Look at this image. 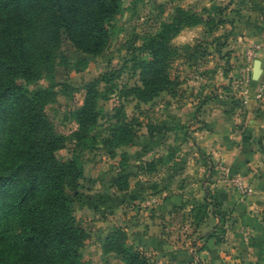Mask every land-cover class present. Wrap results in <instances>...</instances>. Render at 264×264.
I'll list each match as a JSON object with an SVG mask.
<instances>
[{
  "label": "trees",
  "instance_id": "trees-1",
  "mask_svg": "<svg viewBox=\"0 0 264 264\" xmlns=\"http://www.w3.org/2000/svg\"><path fill=\"white\" fill-rule=\"evenodd\" d=\"M120 1L0 0V264H86L79 248L87 235L73 213L79 181L84 178L82 165L76 155L62 160L56 152L67 139L77 148L84 146L87 138L91 145L98 143L107 150L131 145L141 121L137 117L126 119L121 105L113 107L115 119L106 135L97 138L89 134L96 122V101L116 89L114 80L126 63L137 82L118 89L119 98L146 103L161 92L175 96L169 68L191 47L175 45L172 38L183 28L199 24L213 34L218 25L227 23L224 13L229 0H207L209 6L201 9L204 17L190 8L171 5L168 20H159L156 29L137 36L138 43L131 47L123 66L108 69L83 85L80 105L70 110L76 128L68 136L58 133L44 112V106L54 97L52 86L28 91L23 83L34 84L56 67L71 65L75 71L81 70L83 63L70 64L61 49L63 41L81 56L100 55L108 44V24L118 13ZM226 36L212 35L208 42L215 53L225 57L228 53L221 49ZM143 53L146 57L141 56ZM173 126L182 125L173 121ZM160 127H165L164 121ZM152 166L146 163V172ZM128 176L127 172L118 173L110 179V186L125 191ZM203 191L202 200L191 210L194 223L207 214L221 223V200L216 193H208L205 186ZM209 236L219 240L216 233ZM100 250L113 254L123 264H150L143 251L127 244L120 226L104 234Z\"/></svg>",
  "mask_w": 264,
  "mask_h": 264
},
{
  "label": "rangeland",
  "instance_id": "rangeland-1",
  "mask_svg": "<svg viewBox=\"0 0 264 264\" xmlns=\"http://www.w3.org/2000/svg\"><path fill=\"white\" fill-rule=\"evenodd\" d=\"M223 1L225 0H215L217 3ZM175 4L195 10L203 17L205 13L201 10L202 7L209 6L207 0H173L171 3L167 0H121L118 13L108 24V44L100 55L81 56L63 41L61 49L68 56L70 64L75 61L83 63L81 70L75 71L71 65L67 68L56 67L52 72L43 74L34 84L23 83L28 91L37 87L52 86L54 97L44 106V112L56 132L68 136L76 128L70 117V110L80 105L83 85L108 69L123 66L130 55L131 47L138 43L137 36L144 30L156 29L159 20H168L171 15L170 7ZM227 31V23L218 25L213 34L207 33L205 27L199 24L183 28L172 38L175 45L185 43L191 47L170 65L169 73L175 81L176 90L173 97L161 92L146 103H135L130 97L119 98L118 89L137 82L136 74L130 75L129 63H126L119 77L114 80L116 89L105 99L96 101V122L89 134H96L97 138L106 135L107 127L115 119L113 107L121 105L126 119L137 117L141 121L137 137L131 145L107 150L98 143L91 145L87 138L84 146L77 148L72 140L67 139L64 146L56 152V156L62 160L76 155L82 165L84 178L79 181L80 187L73 205V213L87 235L79 248L81 260L86 264H123L113 254H103L100 241L108 231L109 223L119 224L120 227L123 225L121 208L109 216L114 204L118 205V202L124 199L127 206L136 205L135 202L131 203L134 199L125 196L127 191L143 188L152 191L155 188L150 185L156 183L158 177L165 179L177 174L180 181L186 169L191 171L193 168L191 160L195 155L193 156V149L189 146L192 140L188 132L190 128L182 122H175L172 116L179 113L181 117H186L187 113L195 111L204 97L219 94L228 97L236 89L233 83L238 78L236 64L245 62V58L231 48L232 40ZM223 33H227V36L221 52H227V57L215 53L208 44L212 35ZM193 45L196 46L192 47ZM141 56L146 57L144 53ZM163 121L164 128L160 127ZM173 121L182 126H173ZM195 152L199 162H204L205 158L196 150ZM148 162L153 166L146 172ZM207 165L212 164L206 162L201 180L205 182L203 186L208 188V193L215 194L214 188L209 184L226 174L220 168L211 173ZM123 172L129 173L126 178V193L115 190L110 196L111 192L107 189L110 179L118 173L122 175ZM97 179L103 182L99 183ZM140 184L142 187H139ZM100 186L104 187L106 192H101ZM100 193L107 196L101 198ZM221 208L224 220L227 212ZM97 218H103L105 221L99 222ZM226 220H229V216ZM222 225L218 223L213 229L221 233ZM211 229L208 234L213 232Z\"/></svg>",
  "mask_w": 264,
  "mask_h": 264
},
{
  "label": "crops",
  "instance_id": "crops-1",
  "mask_svg": "<svg viewBox=\"0 0 264 264\" xmlns=\"http://www.w3.org/2000/svg\"><path fill=\"white\" fill-rule=\"evenodd\" d=\"M224 17L236 53L246 59V49L251 44L259 46L247 64V81L239 80L245 61L236 64L238 78L233 81L236 89L231 96L204 97L186 117L174 113L175 122L190 128L193 168H187L180 181L177 174L158 177L152 191H127L125 196L134 199L131 203L136 205L127 206L121 199L123 202L114 204L109 212L110 216L122 209L127 244L143 251L150 264H264V87L258 89L264 63V0H229ZM255 59L259 61L257 75L251 72ZM196 148L204 153L205 163L212 164L207 165L211 173L223 169L224 174L237 175L252 188L251 193L240 195L225 176L209 184L227 212L221 233L213 229L218 218L207 214L195 224L191 217V210L204 196L205 184L201 176L206 165L199 162ZM107 189L112 196L115 189L110 183ZM101 194V198L107 196ZM113 226L119 224L109 223V228ZM210 229L219 240L209 236Z\"/></svg>",
  "mask_w": 264,
  "mask_h": 264
},
{
  "label": "built area",
  "instance_id": "built-area-1",
  "mask_svg": "<svg viewBox=\"0 0 264 264\" xmlns=\"http://www.w3.org/2000/svg\"><path fill=\"white\" fill-rule=\"evenodd\" d=\"M259 48L257 44H251L246 49V64L242 67L241 73L242 76L239 80L245 82L248 79V71L249 67L247 64L253 59L256 50ZM262 87H264V63L262 64L261 68V78L259 82L258 89L260 90ZM227 183L240 195H246L252 192V188L248 185H245L243 181L237 176V175H226L225 176Z\"/></svg>",
  "mask_w": 264,
  "mask_h": 264
},
{
  "label": "water",
  "instance_id": "water-1",
  "mask_svg": "<svg viewBox=\"0 0 264 264\" xmlns=\"http://www.w3.org/2000/svg\"><path fill=\"white\" fill-rule=\"evenodd\" d=\"M253 75H257L259 73V61L255 59L252 63V70Z\"/></svg>",
  "mask_w": 264,
  "mask_h": 264
}]
</instances>
